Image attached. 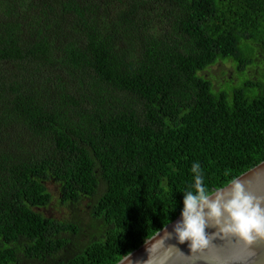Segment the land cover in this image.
Segmentation results:
<instances>
[{"label": "trees", "instance_id": "trees-1", "mask_svg": "<svg viewBox=\"0 0 264 264\" xmlns=\"http://www.w3.org/2000/svg\"><path fill=\"white\" fill-rule=\"evenodd\" d=\"M263 160L264 0H0V264H116L193 164L211 194Z\"/></svg>", "mask_w": 264, "mask_h": 264}, {"label": "clouds", "instance_id": "clouds-1", "mask_svg": "<svg viewBox=\"0 0 264 264\" xmlns=\"http://www.w3.org/2000/svg\"><path fill=\"white\" fill-rule=\"evenodd\" d=\"M200 165L193 164L196 173L195 192L183 194L181 219L169 231L163 229L162 235L166 246L182 252L177 245L187 243L190 253H200L208 249L217 237H209L216 232L228 234L252 244L264 240V194L250 193L241 177L233 178L227 185L228 198L223 190L209 194L203 176L199 174ZM215 229L209 233L207 229ZM175 240L176 243H166ZM146 245L148 257L143 264H148L151 256V245ZM227 264V262H225Z\"/></svg>", "mask_w": 264, "mask_h": 264}, {"label": "water", "instance_id": "water-1", "mask_svg": "<svg viewBox=\"0 0 264 264\" xmlns=\"http://www.w3.org/2000/svg\"><path fill=\"white\" fill-rule=\"evenodd\" d=\"M237 177L243 179L250 193L264 194V160ZM227 185L215 190L213 193L223 190L225 199H227L229 191ZM180 219L181 215H178L116 264H143V261L148 257L146 244L149 241H154V243L151 245V256L148 264H225V262L227 264H264V240H257L252 244H248L239 238L221 232L213 233L209 237L210 240L214 237H217V239L203 252L190 253L187 243L177 245L182 252L171 249L165 245L160 233L162 235V231L166 227L171 231ZM207 231L211 233L215 229L210 228ZM166 243H176V241L171 240Z\"/></svg>", "mask_w": 264, "mask_h": 264}, {"label": "rangeland", "instance_id": "rangeland-1", "mask_svg": "<svg viewBox=\"0 0 264 264\" xmlns=\"http://www.w3.org/2000/svg\"><path fill=\"white\" fill-rule=\"evenodd\" d=\"M200 74L211 80L215 90L224 88L225 84H236L242 79L241 76L239 77V75L235 73L232 61H218ZM243 83L244 81L241 80V84ZM47 187L53 193L54 197H56L58 192L57 186L49 182L47 183ZM41 211L47 217L57 216L58 218H66L73 213V215L76 214L78 217L84 218L87 216L88 209L85 208L83 203L75 207H65L62 203L60 204L57 198H54L52 202L47 207L42 208Z\"/></svg>", "mask_w": 264, "mask_h": 264}]
</instances>
